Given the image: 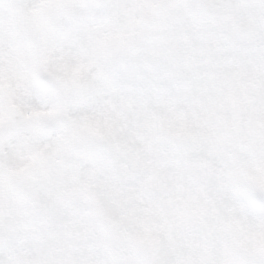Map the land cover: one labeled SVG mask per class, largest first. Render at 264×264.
<instances>
[{
	"label": "snow or ice",
	"instance_id": "obj_1",
	"mask_svg": "<svg viewBox=\"0 0 264 264\" xmlns=\"http://www.w3.org/2000/svg\"><path fill=\"white\" fill-rule=\"evenodd\" d=\"M0 264H264V0H0Z\"/></svg>",
	"mask_w": 264,
	"mask_h": 264
}]
</instances>
